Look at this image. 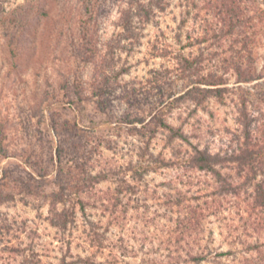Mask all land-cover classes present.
<instances>
[{
  "label": "rangeland",
  "instance_id": "1",
  "mask_svg": "<svg viewBox=\"0 0 264 264\" xmlns=\"http://www.w3.org/2000/svg\"><path fill=\"white\" fill-rule=\"evenodd\" d=\"M89 1L94 9L91 14L87 10ZM168 1L170 7L158 18L160 30L148 26L143 46L128 61H122L131 71L120 79L119 85L109 89L105 110H101L95 96L100 80L98 66L108 43L121 31L118 27L121 12L132 0L5 1V11L0 14V127L4 135L2 145L10 157L4 159L0 153V191L20 198L0 211L19 229L10 245L20 253L0 249V264H22L24 249H33L26 253H34L37 264H60L63 257L72 261L78 255L92 256L97 264L127 261L176 264L178 245L173 242L178 238L177 225L168 223L164 216L167 195L174 199L187 197L193 203L196 196L201 197L198 202L205 210V236L212 231L215 238L213 254L202 264H264V251L247 252L238 244H228V227L239 224L235 215L237 208H223L218 215L213 214L219 200L206 195L216 184L210 175L195 170L160 169L150 173L145 177L142 194L132 198L122 196L123 202L129 205L126 217L121 213L122 207L116 217L106 209L112 207L117 183L103 182L94 195L84 197L88 201L86 215L75 204L77 224L65 237L45 219L49 204L41 194L58 192L61 187H67L66 193H69L79 179L75 165L86 160L99 144L103 146L93 154V175L135 162L141 146L135 129H141L142 125H129L125 120L138 117L151 122L171 102V96L179 97L189 87L188 81L177 78L174 61L152 56V46L157 44L179 51L188 44L189 35L203 38L207 27L211 36L220 22L221 2ZM249 6L254 17L255 72L260 77L251 83L239 84L230 70L225 76L228 79L225 87L230 90L227 106L212 100L207 103V111L199 109L193 113L194 107L187 103L167 114L174 125L184 123L192 141L212 153L237 148L235 104L242 102V98L247 99L254 120V135L264 143V17L259 15L264 9V0H252ZM85 34L93 38L96 50L95 59L88 64L83 62L88 55ZM207 47L208 44H202L184 49L186 53H198ZM216 50L213 47L207 53ZM204 65L205 73L220 68L216 66L217 61H206ZM154 70L159 73H152ZM225 73L219 69L220 75ZM75 80L82 86L83 101L75 94ZM105 145L112 146V150ZM162 150L160 137L150 151L157 155ZM26 184L34 188L30 206L22 201L27 194ZM223 202L229 206V201ZM89 221L99 224L98 231L106 238L101 252L88 241ZM229 249L235 255L216 258V252ZM171 253L173 258L169 256ZM179 253L186 254L183 249Z\"/></svg>",
  "mask_w": 264,
  "mask_h": 264
},
{
  "label": "trees",
  "instance_id": "2",
  "mask_svg": "<svg viewBox=\"0 0 264 264\" xmlns=\"http://www.w3.org/2000/svg\"><path fill=\"white\" fill-rule=\"evenodd\" d=\"M5 1L0 0V14L5 11ZM250 1L252 0H220V22L217 28L213 29V34L209 35L207 27L201 39H195L189 35L188 44L179 51L166 47L161 48L157 44L152 46V56L174 61L177 78L188 81L190 85L183 95L176 98L171 96V102L166 107L164 106V109L162 108L151 122L146 123L138 117L135 119L128 117L125 120V123L129 125H142L141 129H135L141 144L138 147L135 162L117 165L108 171H100L93 175V154L100 150V146H103L99 144V147H95L86 160L75 165L79 170V179L71 187L69 193H66L67 187H61L58 192L48 195L41 194V197L49 204V214L45 219L60 235L65 237L76 227L75 204L78 203L82 214L86 215L88 201L84 197L94 195L98 186L103 182L117 183L115 193L112 195L114 199L112 207L107 206L106 209L112 212L113 217H116L115 214L119 207H122L121 213L126 217L129 213V205L123 202L122 196L132 198L142 194L146 176L160 169L185 168L212 177L216 186L206 196L215 201L219 200L218 208L213 214L218 215L223 208H229V210L237 208L235 215L239 224L228 227L229 233L226 237L228 244L234 246L238 244L247 252L264 251V143L262 144L254 135L252 127L254 120L249 112L247 99L242 98V102L235 104L234 120L239 134L237 148L232 151L223 150L212 153L209 148H202L200 144H195L192 137L186 133L184 123L177 126L167 118V114L181 104H191L194 107L193 113L199 109L207 111V103L212 100L222 106H227V93L230 90L225 87L228 82L225 76L230 70L234 71L239 84L251 83L260 77L255 72V33L252 32L254 17L250 14ZM169 7L168 0H132L129 7L122 10L118 22L121 31L108 43L106 54L98 66L97 72L100 80L95 96L98 98L101 110L107 108L105 96L109 89L115 84L119 85L120 79L131 71L130 66H125L122 61H128L143 46L144 31L148 26L152 25L160 30L159 15L164 14ZM87 10L89 14L94 10L91 1L88 2ZM259 15L261 18L264 17V9H261ZM185 21L182 23L185 24ZM84 37L88 55L83 62L88 64L95 59L96 50L92 42L93 38H88L87 35ZM202 44H208V47L200 49L198 53L185 52L187 48L193 49ZM213 47L217 50L207 53V50ZM206 61H217L216 66L220 68L215 72L205 73ZM219 69H224L225 75H220ZM167 72L171 71L167 70ZM152 73L157 75L159 71L154 70ZM73 86L78 100L83 101V89L79 80H75ZM127 98L128 96L126 100H129ZM160 137L163 150L154 155L150 149L154 141ZM3 139L4 135L0 127V153L4 159H8L10 153L2 145ZM105 146L109 150L113 148L110 145ZM184 146L187 147L184 149ZM25 190L27 194L22 197V201L26 206H30V196L34 194V188L26 184ZM18 198L20 197L13 193L0 191V208L15 203ZM166 198L164 216L168 223L177 225L175 232L178 233V238L173 242L178 245L176 264L207 262L213 254L212 245L215 238L212 231L205 236L207 230L205 210L198 202L201 197H195L196 203L183 196L174 199L167 195ZM223 200L229 201V206L225 205ZM136 201L138 202L139 199ZM68 203H71V206H67ZM60 205H63L62 209L59 208ZM89 225L90 230L87 235L90 246L96 247L101 252L106 238L99 233V224L89 221ZM18 230L15 222L10 221L0 211V249L20 253L19 249L10 245L11 238L17 236ZM181 249L186 252L185 255L179 253ZM27 250L32 251L33 249L21 251L22 264H37V261H34L35 254L27 255ZM231 255H235L233 249L216 252V258L219 259ZM169 256L173 258L172 253ZM60 264L97 263L94 262L92 256L78 255L73 257L72 261L63 257ZM125 264L131 263L127 261Z\"/></svg>",
  "mask_w": 264,
  "mask_h": 264
}]
</instances>
